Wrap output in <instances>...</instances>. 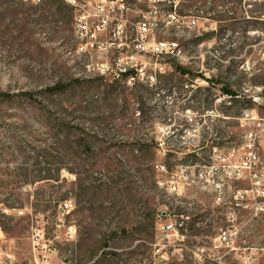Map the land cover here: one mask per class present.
Here are the masks:
<instances>
[{
    "label": "rangeland",
    "instance_id": "1",
    "mask_svg": "<svg viewBox=\"0 0 264 264\" xmlns=\"http://www.w3.org/2000/svg\"><path fill=\"white\" fill-rule=\"evenodd\" d=\"M149 5L128 4L127 40ZM177 11L182 24L153 34L177 40L182 57L165 58L173 70L149 86L88 69L120 55L76 51L75 10L64 1L0 0V264H37L43 253L50 264H264V196L231 222L214 193L168 182L180 164L211 162L213 146L237 147L249 128L236 119L242 109L264 116L252 100L264 95V0H181ZM204 109L215 114L209 127L182 137L187 110L198 125ZM256 152L264 175V133ZM229 186L226 202L250 185ZM160 211L183 220V239H160ZM38 229L54 251L33 244ZM222 230L233 245L219 244Z\"/></svg>",
    "mask_w": 264,
    "mask_h": 264
},
{
    "label": "built area",
    "instance_id": "2",
    "mask_svg": "<svg viewBox=\"0 0 264 264\" xmlns=\"http://www.w3.org/2000/svg\"><path fill=\"white\" fill-rule=\"evenodd\" d=\"M23 1L37 3L42 0ZM62 1L75 10L74 26L76 36L80 40L76 51L86 52V46L89 45L91 49L96 48L99 51L114 49L120 55L86 65L88 69L98 71L104 78L117 80L121 76H125L128 84L141 82L151 86L156 83L157 75L173 70L172 65L165 61V58L182 57V50L177 40H157L153 34L159 27L166 26L172 21H175V24L183 23L182 16L186 17L187 15L177 11L181 0H166L171 2L167 10L158 8L156 2L159 0H148L150 2L148 10L140 19L131 24L134 37L130 40H127V31L130 28V22L126 16L128 4L144 0ZM128 48L136 52H128ZM150 58H154V60L151 61ZM223 97H231V95L223 94ZM252 100L264 106V95L253 96ZM214 115L212 109H204V112L199 114L200 123L197 125L195 124V114L189 113L187 110L185 120L188 126L182 129V137L198 133L202 126L208 128V122L213 120ZM236 119L239 121L240 127H249L244 130L242 140L237 147H230L226 153H221L218 152L216 146H213L214 154L211 162L180 164L168 181L169 184H172L171 189H174V185L180 182L183 186H196L202 191L214 193L216 203H228L226 214L231 222L236 219V210L240 207L261 209L256 199L264 196V175L260 170H257L261 162L256 152V143L261 141L264 133V116H261L255 108H245L241 110ZM160 168L164 167L161 165ZM260 169L263 168L260 167ZM239 179L248 180L249 188L236 190L232 194L233 201L226 202L225 194L226 190L230 189L229 182ZM242 199L245 200L244 203L241 201ZM72 206L71 200H64L58 205V209L67 213ZM166 214L165 211H160L157 214L156 231L160 239L171 232L177 239L179 237L183 239V235L178 234L183 220L182 223L171 219L162 220L161 217ZM181 217L185 220L189 219V215L181 214ZM67 234L72 238L75 231L69 229ZM217 240L222 246H231L234 242L227 230H222L217 236ZM33 244L40 245L45 249L44 251L55 250L49 245V241L45 239L41 229L35 231ZM156 246L154 252L160 254V241L156 243ZM39 260L37 264H50L44 253Z\"/></svg>",
    "mask_w": 264,
    "mask_h": 264
},
{
    "label": "trees",
    "instance_id": "3",
    "mask_svg": "<svg viewBox=\"0 0 264 264\" xmlns=\"http://www.w3.org/2000/svg\"><path fill=\"white\" fill-rule=\"evenodd\" d=\"M179 69H180V72H181L182 75H185L186 73H188L187 70L181 69L180 67H179ZM59 87H60V85L57 84V85H54L53 87H50L48 89L51 90V91H53V90L58 89ZM220 89H221V93H223V94H228V95H231V96L234 95L233 91L229 87H222ZM6 95L7 94H5V93H0V97L6 96Z\"/></svg>",
    "mask_w": 264,
    "mask_h": 264
}]
</instances>
